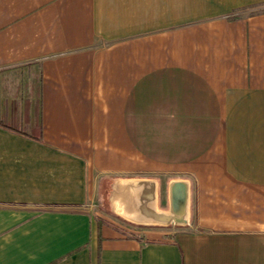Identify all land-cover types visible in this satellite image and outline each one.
<instances>
[{
  "label": "crops",
  "instance_id": "0c3cea01",
  "mask_svg": "<svg viewBox=\"0 0 264 264\" xmlns=\"http://www.w3.org/2000/svg\"><path fill=\"white\" fill-rule=\"evenodd\" d=\"M0 77V264H264V0H0ZM123 176L190 223L115 216Z\"/></svg>",
  "mask_w": 264,
  "mask_h": 264
},
{
  "label": "water",
  "instance_id": "95a60500",
  "mask_svg": "<svg viewBox=\"0 0 264 264\" xmlns=\"http://www.w3.org/2000/svg\"><path fill=\"white\" fill-rule=\"evenodd\" d=\"M159 179L154 176L114 178L108 190L111 212L141 226H186L191 218V181L171 177L166 182L165 205L159 203Z\"/></svg>",
  "mask_w": 264,
  "mask_h": 264
},
{
  "label": "rangeland",
  "instance_id": "374dc122",
  "mask_svg": "<svg viewBox=\"0 0 264 264\" xmlns=\"http://www.w3.org/2000/svg\"><path fill=\"white\" fill-rule=\"evenodd\" d=\"M0 79L2 80L3 77H0ZM161 204L164 205L165 204V199H164V194L162 193V196H161Z\"/></svg>",
  "mask_w": 264,
  "mask_h": 264
},
{
  "label": "trees",
  "instance_id": "16d2710c",
  "mask_svg": "<svg viewBox=\"0 0 264 264\" xmlns=\"http://www.w3.org/2000/svg\"><path fill=\"white\" fill-rule=\"evenodd\" d=\"M0 124H1V125H3V126L9 127V126H8V125H6L5 123H1V122H0Z\"/></svg>",
  "mask_w": 264,
  "mask_h": 264
}]
</instances>
